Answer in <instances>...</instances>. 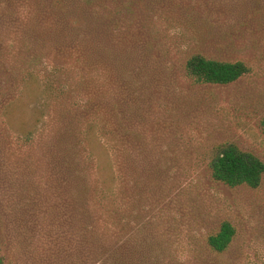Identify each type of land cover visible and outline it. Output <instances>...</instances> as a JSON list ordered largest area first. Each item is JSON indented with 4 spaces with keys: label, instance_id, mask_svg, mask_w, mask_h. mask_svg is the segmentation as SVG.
<instances>
[{
    "label": "rangeland",
    "instance_id": "374dc122",
    "mask_svg": "<svg viewBox=\"0 0 264 264\" xmlns=\"http://www.w3.org/2000/svg\"><path fill=\"white\" fill-rule=\"evenodd\" d=\"M244 1L193 0L200 12L208 13L213 29L207 39L201 25L193 23L186 12L190 0H163L157 8L139 9L153 23L152 37L136 29L124 32L117 27L112 31L109 43L121 54L117 60L101 62L99 55L96 65H78L77 50H55L49 38L41 52L50 65H31L34 48L30 32L36 21V3L0 0V110L23 94L14 126L17 133L10 139L22 181L17 189L24 190L23 181L33 183L41 175L36 185L43 192L44 183L50 180L49 166L45 165L47 151L57 143L60 132L65 131L67 145L78 146L80 155L87 157L79 135L87 125L101 122L111 130L117 195L111 208L123 204L132 244L150 242L153 234L166 246L167 254L184 258L187 264H264V175L257 189L229 188L213 181L207 168L214 148L226 143L264 162L260 127L264 116V15L243 20ZM139 21L140 17L134 20ZM193 53L244 62L249 72L230 85H194L183 72L184 61ZM127 55L123 63L122 56ZM116 99L126 104L128 118L124 125L128 136L121 142L111 119ZM136 114L138 126L133 117ZM35 119L33 143L21 146L17 136L22 133L21 123ZM134 130L141 134L138 157L133 151ZM120 149L127 152L125 162ZM86 175L89 194L95 197V164L86 167ZM138 180L139 216L146 226L142 238L133 230ZM223 221L235 227L236 236L228 251L210 262L200 244ZM24 229L17 228L9 238L11 247L4 248L5 262L42 264L30 254L33 240L29 229Z\"/></svg>",
    "mask_w": 264,
    "mask_h": 264
},
{
    "label": "trees",
    "instance_id": "16d2710c",
    "mask_svg": "<svg viewBox=\"0 0 264 264\" xmlns=\"http://www.w3.org/2000/svg\"><path fill=\"white\" fill-rule=\"evenodd\" d=\"M162 1L34 0L36 21L30 32L34 54L30 57V64L50 65L45 63L47 57L41 52L42 48H46L45 41L50 40L55 50H77L78 57L75 63L78 65H96L99 55L102 57L101 62L117 60V56L121 54H116L110 45L112 31L117 27L123 28L124 32L136 29L145 37H152L153 23L145 13L141 15L139 9L141 7L147 9L148 6L152 9L157 8ZM241 8L243 20L264 15V3H261V0H245ZM186 12L193 23L201 25V31L204 32L202 36L207 39L213 29L208 21V13L200 12V8L194 5L193 0H190ZM138 17L140 21L135 23L134 20ZM122 59L125 63L128 55L122 56ZM183 72L185 78L194 85L225 86L245 76L249 68L241 61H221L193 53L184 61ZM2 97L0 95V100ZM22 100L21 93L7 101L0 110V264H7L4 248L11 247L9 238H13L14 230L17 228L25 230L24 227L29 229L33 240L30 254L36 257V263L41 261L42 264H187L186 259H176L167 254L166 246L158 241L156 236L153 237V234L150 242L135 244L130 242L127 235L128 217L123 204L118 208H111V203H115L117 198L113 184L115 180L111 155L113 149L109 144L111 130L101 122L87 125L86 131L79 135L80 143L86 145L87 157L80 155L78 146L67 145L63 133L65 131L60 132L57 143L54 142L47 151L45 165L49 166L47 172L50 180L44 183L43 192L36 185L41 175H38L33 183L26 178L27 181H23L24 190L17 189L18 182L22 181L12 158L10 139L14 140L12 136L17 133L14 126L17 109ZM122 101L116 99L113 103L111 117L116 130L115 136L120 142L128 136L124 126L128 121L124 111L126 104ZM133 117L138 126L137 114ZM32 121L21 123L22 133L17 134L21 146L27 147L33 143L38 119ZM260 127L264 132V116L260 121ZM140 139L141 134L135 131L133 151L137 157L141 154ZM119 152L125 162L127 152L124 149H120ZM92 160L94 163H90ZM94 164L98 177L97 191L95 197H91L86 167ZM134 168L138 178L137 161L134 162ZM207 168L213 181L229 188L257 189L264 175V162L261 159L231 143L217 145L214 148ZM136 184L134 194L136 215L133 230L142 238L146 226L139 216L141 203L139 180ZM3 206L5 209H1ZM111 218L114 219L112 222ZM20 236L24 237L21 233ZM235 236V227L230 222L223 221L214 233L202 239L200 245L212 262L228 251Z\"/></svg>",
    "mask_w": 264,
    "mask_h": 264
}]
</instances>
